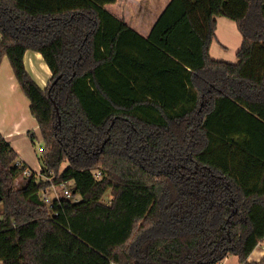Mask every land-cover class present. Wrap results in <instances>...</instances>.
<instances>
[{
  "label": "trees",
  "instance_id": "16d2710c",
  "mask_svg": "<svg viewBox=\"0 0 264 264\" xmlns=\"http://www.w3.org/2000/svg\"><path fill=\"white\" fill-rule=\"evenodd\" d=\"M116 1L0 0V67L7 56L43 138L27 174L0 132V260L250 264L264 242V0H170L148 35ZM218 16L243 35L238 62L210 53ZM27 50L52 71L45 88ZM66 180L71 197L48 202Z\"/></svg>",
  "mask_w": 264,
  "mask_h": 264
},
{
  "label": "crops",
  "instance_id": "0c3cea01",
  "mask_svg": "<svg viewBox=\"0 0 264 264\" xmlns=\"http://www.w3.org/2000/svg\"><path fill=\"white\" fill-rule=\"evenodd\" d=\"M169 1L117 0L111 3L115 5V9L110 11L118 17L125 19L142 35H148L153 24ZM151 14H153V23L148 25L147 31H142L143 25L141 24H145L146 20L151 19L148 18ZM128 17L137 22L131 21V23L128 21ZM220 28L225 29V33L221 34ZM226 30L229 31L228 34H226ZM216 34L217 38L213 41L210 48L212 57L230 62H238L237 52L242 46L243 35L238 28L237 22L218 16ZM0 39H2L1 34ZM216 41L222 42L225 50L218 49L215 52L214 44ZM24 59L27 70L45 88L52 76V71L43 55L38 51L27 50ZM0 132L18 152L19 159L29 166V171H36L40 174L42 166L31 137V135H34V138H38V132H40L42 137L40 126L37 119L31 113L30 99L17 81L7 56L3 59L0 67ZM260 246H263V249L259 248ZM263 256L264 242H261L250 254L248 260L250 264H264L260 263ZM0 264H4L2 260H0ZM220 264L245 263H242L237 255H229Z\"/></svg>",
  "mask_w": 264,
  "mask_h": 264
},
{
  "label": "rangeland",
  "instance_id": "374dc122",
  "mask_svg": "<svg viewBox=\"0 0 264 264\" xmlns=\"http://www.w3.org/2000/svg\"><path fill=\"white\" fill-rule=\"evenodd\" d=\"M157 2V1H156ZM109 11L110 10H114L115 9V5L114 4H106V6H105ZM156 7V6H155ZM158 7H159V5H158ZM222 18H226V19H229V20H231L230 18H228V17H226V16H221ZM148 18H151V19H148V20H146V22H145V24L143 23V24H141V25H143V28H141V30L142 31H147V29H148V25L149 24H151V23H153L152 21V19H153V14H151ZM128 19V21H132V22H137L136 20H133L132 18H130V17H128L127 18ZM131 22V23H132ZM135 25H136V23H134ZM228 30H226V34H228ZM220 33L221 34H223V33H225V29H223V28H220ZM218 49H221V50H225V47H224V45L222 44V42H220V41H216L215 42V44H214V51L216 52ZM35 141H36V146H34L35 147V149H36V151H37V154L39 155L40 154V146L43 144V138L41 137V135H40V132H38V138H35ZM67 163L65 162V165H66ZM40 175V174H39ZM24 176H25V174H22L18 179H17V184H21L23 181H24ZM59 190L61 189V188H58ZM48 193H49V195L50 196H54V192H53V189H48ZM259 248H262L263 249V246H260ZM257 255V254H256Z\"/></svg>",
  "mask_w": 264,
  "mask_h": 264
},
{
  "label": "built area",
  "instance_id": "2783aa9c",
  "mask_svg": "<svg viewBox=\"0 0 264 264\" xmlns=\"http://www.w3.org/2000/svg\"><path fill=\"white\" fill-rule=\"evenodd\" d=\"M27 174H30V171H27ZM96 175H100V172H96ZM71 186H72V181L70 180H66V181H62L59 184H54L51 189H53L54 192V196H50L48 191L44 192V198L48 201L51 202L54 198H58L62 195L67 196V197H71L72 195V190H71ZM58 188H61L60 190Z\"/></svg>",
  "mask_w": 264,
  "mask_h": 264
},
{
  "label": "water",
  "instance_id": "95a60500",
  "mask_svg": "<svg viewBox=\"0 0 264 264\" xmlns=\"http://www.w3.org/2000/svg\"><path fill=\"white\" fill-rule=\"evenodd\" d=\"M57 79H58V78H57ZM57 79H56V80H57ZM56 80H55V81H56ZM57 110H58V112H59V109H58V107H57ZM1 199H2V197H1V195H0V200H1Z\"/></svg>",
  "mask_w": 264,
  "mask_h": 264
}]
</instances>
